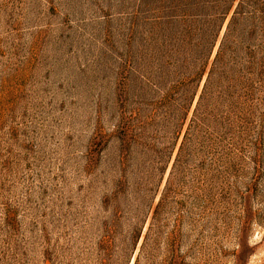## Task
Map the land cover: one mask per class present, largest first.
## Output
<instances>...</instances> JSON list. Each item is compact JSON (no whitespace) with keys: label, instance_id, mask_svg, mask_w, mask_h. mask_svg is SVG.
Returning a JSON list of instances; mask_svg holds the SVG:
<instances>
[{"label":"rangeland","instance_id":"obj_1","mask_svg":"<svg viewBox=\"0 0 264 264\" xmlns=\"http://www.w3.org/2000/svg\"><path fill=\"white\" fill-rule=\"evenodd\" d=\"M190 7L189 0H0V264L120 258L99 229L108 214L99 208L100 159L115 155L109 146L127 102L129 62L175 55L161 47H173L171 16ZM259 113L243 162L232 170L213 156L200 202L211 216L193 219L191 202L165 206L142 224L125 264L134 263L149 226L156 248L139 264H264Z\"/></svg>","mask_w":264,"mask_h":264},{"label":"trees","instance_id":"obj_2","mask_svg":"<svg viewBox=\"0 0 264 264\" xmlns=\"http://www.w3.org/2000/svg\"><path fill=\"white\" fill-rule=\"evenodd\" d=\"M189 2L188 10L171 16L177 26L173 47H161L175 55L129 62L127 102L117 112L109 146L115 155L100 159L105 168L97 178L99 208L108 214L98 218H106L99 229L105 247L120 253L114 264L129 260L142 224L149 215L152 223L169 204L182 210L191 202L193 219L211 216L200 202L213 156L218 153L234 170L244 149L255 145L256 122L263 118L264 0ZM150 228L133 264L156 248L149 243Z\"/></svg>","mask_w":264,"mask_h":264}]
</instances>
